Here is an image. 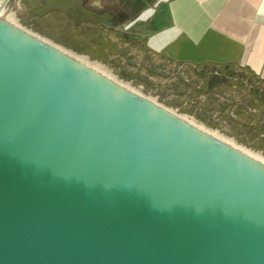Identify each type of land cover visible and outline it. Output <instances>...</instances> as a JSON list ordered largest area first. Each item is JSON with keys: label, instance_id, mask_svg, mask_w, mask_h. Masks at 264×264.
I'll list each match as a JSON object with an SVG mask.
<instances>
[{"label": "water", "instance_id": "1", "mask_svg": "<svg viewBox=\"0 0 264 264\" xmlns=\"http://www.w3.org/2000/svg\"><path fill=\"white\" fill-rule=\"evenodd\" d=\"M0 264H264V165L0 18Z\"/></svg>", "mask_w": 264, "mask_h": 264}, {"label": "rangeland", "instance_id": "2", "mask_svg": "<svg viewBox=\"0 0 264 264\" xmlns=\"http://www.w3.org/2000/svg\"><path fill=\"white\" fill-rule=\"evenodd\" d=\"M154 1L94 0L96 4L103 6L105 9L113 11L117 9L118 11L124 10L127 23L134 18L135 10L151 7ZM0 3H2V0H0ZM136 3L137 6L134 5ZM91 8L95 7L91 6ZM0 16L2 19L11 17L12 24L30 34L99 64L122 85L139 92L143 97L155 101L158 105L178 116L186 117L208 130L217 131L223 137L233 140L238 146L251 150L238 143L232 137L235 135L244 136L239 124L246 122L250 115L254 116V123L257 120H260L261 124L264 123V110L261 103L253 99L251 94L254 88L260 87L262 90L264 89L249 74L240 69L234 68L233 71L236 77L230 79L205 72L203 67L181 66L164 60L155 61L142 48L129 44V41H120L113 33H110L109 36L112 41L118 44L119 54L112 58L114 61L120 62V65L107 66L91 60L87 56L74 53L56 44L48 37L37 33L36 27L43 28V30L53 29V27L60 25V22L53 15L44 16L41 19L40 17L32 16L25 0H15L13 4L6 5ZM112 26V32L124 36L126 39L132 35L131 29L127 28L124 30L121 24L116 25L113 23ZM215 69L219 70V68ZM120 71L136 75L139 81L121 79L118 76ZM196 114L212 116L218 124V129H213L200 123L194 116ZM251 151L264 157V154L260 152Z\"/></svg>", "mask_w": 264, "mask_h": 264}, {"label": "crops", "instance_id": "3", "mask_svg": "<svg viewBox=\"0 0 264 264\" xmlns=\"http://www.w3.org/2000/svg\"><path fill=\"white\" fill-rule=\"evenodd\" d=\"M121 27L132 32L124 42L155 61L203 67L223 78H229L223 70L240 69L264 89V0H155ZM194 116L218 126L208 114Z\"/></svg>", "mask_w": 264, "mask_h": 264}, {"label": "trees", "instance_id": "4", "mask_svg": "<svg viewBox=\"0 0 264 264\" xmlns=\"http://www.w3.org/2000/svg\"><path fill=\"white\" fill-rule=\"evenodd\" d=\"M53 16L58 19L60 25L53 27V29L49 28L48 30L36 27L35 30L37 33L48 37L56 44L69 49L74 53L87 56L89 59L100 62L103 65H120V62L114 61L112 58L118 56L119 50L117 46L118 44L112 41L109 34L113 33L117 39L124 42L121 35L108 29H101L92 24L75 26L70 20L60 14H53ZM207 71H210V69H207ZM223 74H226V76L231 79L236 77L233 69L227 68L225 71L223 70ZM118 76L126 81L138 80L136 75L125 71H120ZM249 76L255 79L252 75L249 74ZM251 94L253 99H256L259 103L264 105V90L257 87L251 91ZM253 119L254 116L250 115L245 123L239 124L244 136L235 135L233 137H235L236 141L241 145L264 154V123L261 124L260 120H257L254 123ZM200 120L204 121L203 119ZM204 124L210 128L218 129V126L215 124H210L208 122H204Z\"/></svg>", "mask_w": 264, "mask_h": 264}, {"label": "bare ground", "instance_id": "5", "mask_svg": "<svg viewBox=\"0 0 264 264\" xmlns=\"http://www.w3.org/2000/svg\"><path fill=\"white\" fill-rule=\"evenodd\" d=\"M4 8H5V6H2V3H0V14L3 12ZM2 16H3V15H2ZM8 16H10V15H8ZM0 18H1V16H0ZM10 19H11V17H8V18L5 17V19H3V20H5V21H7L8 23L12 24ZM12 25H14V24H12ZM14 26H16V25H14ZM16 27H18V26H16ZM26 32H27V31H26ZM27 33H29V32H27ZM29 34H30V33H29ZM31 35H32V34H31ZM32 36H34V35H32ZM34 37L37 38L38 40L44 42L45 44H47V45H49V46H52L53 48H55V49L61 51L62 53L66 54L67 56H69V57H71L72 59H74L75 61H77L78 63L82 64L83 66H85V67H87V68H89V69L95 71L96 73H98V74H100V75H102V76H104V77H106V78H108V79H110V80H112V81H114L115 83L119 84L121 87L125 88L126 90H129V91H131V92H133V93H135V94H137V95L142 96L139 92L134 91V90L130 89L129 87L125 86V85H122L120 82H118V81L116 80V78H114L112 75H110L109 72H107V71H106L102 66H100L99 64H97V63H95V62H91V61H89L86 57L77 56V55H75V54H73V53H71V52H69V51H67V50H64V49L59 48V47H57V46H55V45H52L51 43H48V42H46V41H44V40H42V39H40V38H38V37H36V36H34ZM150 101H152V100H150ZM152 102H155V101H152ZM155 103H156V102H155ZM180 117H181L182 119L186 120L187 122H189L190 124H192V125L196 126L197 128L201 129L202 131L206 132L207 134H209V135L212 136L213 138H216V139H218V140L224 142L225 144H228V145L234 147L235 149L239 150V151L242 152L243 154H245V155H247V156L253 158L254 160H257L258 162H260L261 164L264 165V157L261 156V155H259L258 153H255V152H253V151H251V150H248V149H246V148H244V147L238 146L233 140L223 137V136L220 135L217 131L208 130V129H206L205 127H203V126H201V125H198V124H196L195 122H193V121L187 119L186 117H183V116H180Z\"/></svg>", "mask_w": 264, "mask_h": 264}, {"label": "flooded vegetation", "instance_id": "6", "mask_svg": "<svg viewBox=\"0 0 264 264\" xmlns=\"http://www.w3.org/2000/svg\"><path fill=\"white\" fill-rule=\"evenodd\" d=\"M118 3H120V2H118ZM135 6H137V3L136 4H134ZM85 6L86 7H88V8H90V9H93V10H95V11H99V12H104V11H106V12H108V13H110L112 16H113V20H112V22L114 23V24H116V25H118V24H124L126 21H125V17H126V15H125V12H124V10L122 11H118V9L117 10H108V9H105L103 6H100L99 4H96L95 2H94V0H91V1H88V2H86L85 3ZM91 6L92 7H95V8H91ZM133 10H135V9H133ZM137 10H135V12H136ZM53 14H60V15H63V16H65L64 14H62V13H58V12H52V13H49L48 15H53ZM48 15H46V16H48ZM66 17V16H65ZM41 18V17H40ZM67 18V17H66ZM68 19V18H67ZM68 20H70L73 24H74V21L73 20H71V19H68ZM131 22V21H130ZM87 24H92V23H84V24H82V25H87ZM125 24H127V22L125 23ZM75 25V24H74ZM82 25H80V26H82ZM92 25H96V26H98L97 24H92ZM76 26V25H75ZM99 27V26H98Z\"/></svg>", "mask_w": 264, "mask_h": 264}]
</instances>
